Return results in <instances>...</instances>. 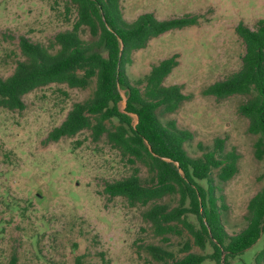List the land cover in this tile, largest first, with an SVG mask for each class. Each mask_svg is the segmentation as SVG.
<instances>
[{"label":"rangeland","instance_id":"374dc122","mask_svg":"<svg viewBox=\"0 0 264 264\" xmlns=\"http://www.w3.org/2000/svg\"><path fill=\"white\" fill-rule=\"evenodd\" d=\"M66 4L65 0H0V78L12 75L23 59L21 37L50 46L56 34L72 29L76 15H67ZM121 5L129 22L144 13L160 20L201 16L199 25L152 39L133 54L126 72L134 82L154 64L179 56V65L165 84L181 85L190 99L161 118L193 132L194 141L186 144L192 156L201 155L199 143L211 146L216 138L225 139L226 149L241 155L239 173L222 184L228 208L222 221L230 235L240 233L248 224L250 200L264 188V158H256L258 136L249 132V120L239 112L248 97L217 99L203 91L240 70L245 45L237 27L243 23L254 29L264 18V0H122ZM83 38L89 39L88 32ZM94 88L95 84L86 90L52 84L24 96V110L0 108V264H7L13 254L19 264H75L78 256L85 264H163L153 260L146 245L162 246L182 258L186 242L193 245V253L211 254V245L201 250L181 225V234L167 235V241L158 237L143 217L148 207H131L126 199L105 193L107 182L131 173L105 137L95 142L91 132L84 131L49 140L73 104L91 97ZM139 166L147 178L146 167ZM158 203L175 207L178 198ZM188 219L198 224L195 216ZM263 250L264 233L230 262L264 264L258 257Z\"/></svg>","mask_w":264,"mask_h":264},{"label":"trees","instance_id":"16d2710c","mask_svg":"<svg viewBox=\"0 0 264 264\" xmlns=\"http://www.w3.org/2000/svg\"><path fill=\"white\" fill-rule=\"evenodd\" d=\"M66 12H74L72 29L55 35L50 46L20 38L23 59L12 75L0 78V108L24 110V96L52 84H66L86 90L95 84L88 99L74 103L63 123L49 134L50 141L72 138L90 131L99 142L106 138L131 167L130 175L105 184L110 197H122L131 207H148L143 213L155 235L165 241L170 234H181V225L193 238V244L211 254L191 252L186 242L181 249L186 255L177 258L162 246H145L149 255L163 264H203L211 260L225 264L243 255L264 233V188L249 202L246 228L230 235L222 221L228 208L222 184L239 173L241 155L227 150L226 140L216 138L211 146L198 144L201 155L192 156L186 144L194 141L190 130L176 121L164 122L161 115L173 114L190 99L182 86L166 85V79L179 65L177 55L151 67L149 73L132 82L126 72L133 54L145 49L160 35L200 24L201 16L160 20L144 13L132 22L124 18L122 0H65ZM237 34L245 45L239 71L215 82L203 93L217 99L235 95L248 99L239 112L249 120V132L258 136L255 155L264 158V18L254 29L240 23ZM88 32L89 39L83 38ZM125 93L126 103L122 107ZM80 144V143H79ZM140 164L148 177L141 176ZM217 172V176L214 173ZM166 197H177L175 207L158 203ZM189 215L198 224L189 221ZM264 259V250L258 255ZM7 264H19L13 254ZM75 264H85L78 256Z\"/></svg>","mask_w":264,"mask_h":264},{"label":"water","instance_id":"95a60500","mask_svg":"<svg viewBox=\"0 0 264 264\" xmlns=\"http://www.w3.org/2000/svg\"><path fill=\"white\" fill-rule=\"evenodd\" d=\"M221 264H225V258L223 256V259H222V263Z\"/></svg>","mask_w":264,"mask_h":264}]
</instances>
